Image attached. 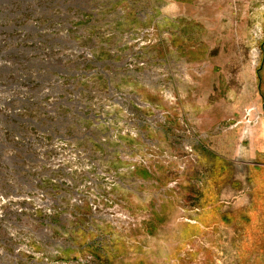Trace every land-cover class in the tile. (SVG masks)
<instances>
[{
    "label": "rangeland",
    "instance_id": "rangeland-1",
    "mask_svg": "<svg viewBox=\"0 0 264 264\" xmlns=\"http://www.w3.org/2000/svg\"><path fill=\"white\" fill-rule=\"evenodd\" d=\"M0 264H264V0H0Z\"/></svg>",
    "mask_w": 264,
    "mask_h": 264
}]
</instances>
